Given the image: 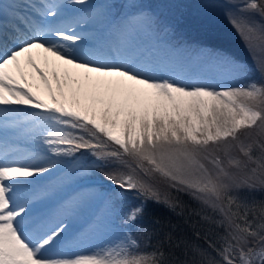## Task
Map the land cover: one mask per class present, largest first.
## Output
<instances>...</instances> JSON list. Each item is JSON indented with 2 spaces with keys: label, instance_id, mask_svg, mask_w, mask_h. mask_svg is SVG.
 <instances>
[{
  "label": "snow or ice",
  "instance_id": "6c2138e0",
  "mask_svg": "<svg viewBox=\"0 0 264 264\" xmlns=\"http://www.w3.org/2000/svg\"><path fill=\"white\" fill-rule=\"evenodd\" d=\"M87 4L0 0V264H264V199L244 195L264 191V0H239L227 12L259 53L262 82L239 85L190 70L203 62L214 78H245L247 67L227 55L141 43L134 26L153 23L143 12L104 35L91 26L104 25L110 8ZM21 141L37 148L26 152ZM94 172L119 191L76 238L118 216L125 229L155 238L151 250L123 231L91 251H55L94 195L71 186ZM130 192L140 203L116 213ZM148 201L191 232L142 224Z\"/></svg>",
  "mask_w": 264,
  "mask_h": 264
},
{
  "label": "rangeland",
  "instance_id": "374dc122",
  "mask_svg": "<svg viewBox=\"0 0 264 264\" xmlns=\"http://www.w3.org/2000/svg\"><path fill=\"white\" fill-rule=\"evenodd\" d=\"M185 1L187 0H88V3L90 4L88 5L87 10H90L92 8H103V9L110 8L108 20L104 25L91 26V27H94L98 31L100 30L103 31L104 35H107L109 24H119L121 21L124 20L125 17L131 16L132 14H138V13L143 12L151 17L153 23L151 27H147L142 24L134 26L135 31L138 33L137 39L141 43L146 44V45L158 43L162 47L164 46L172 47L178 50L179 52H181L182 54L187 53V54H191L195 56L196 51L199 49H203V48L201 46L198 48H194L193 45L196 43L195 40L187 41L184 39L185 34L182 33L183 27L177 28L176 32H178V36L181 37L182 41L185 42L184 45L179 44V43L177 45L171 44L169 41H166L165 37L162 35V33H168L169 27H172L174 25L173 20L172 21L167 20L166 8L163 7L162 4L182 2L180 4V7L185 9V6H186ZM237 1L239 2V0ZM192 6L193 7L186 8L187 14H192V13L197 14V13L202 12L204 13L203 14L204 17H205V13L211 14L212 16L220 14V12L216 10L214 6L212 5L208 6L204 2L196 1L194 2V5L192 4ZM223 9L225 11V14L223 15V17L225 18V20L229 22L228 15H227L228 10L231 9L234 12L236 11V9L234 6L229 5V4H224ZM160 18H162L161 23L163 22V20H166L163 24L162 29H161V26L158 25V21L160 20ZM44 55H45L44 53L37 50L32 53V58L37 63H40L41 66H43L42 57ZM190 70L193 72V74L201 75L204 78L210 79L211 82L216 83V84H237L239 85V84H245L248 81L253 80L248 77V73L245 78H238L235 80H222L219 78H214L213 72L203 62H195V61L190 62ZM72 71H78V70H72ZM85 162H87L85 158H82L81 163H85ZM69 170L70 169L68 168L65 169V171H69ZM91 179H94V178H91ZM91 179L78 180L71 186L72 189H78L82 187L89 188L94 193L92 200L86 207L82 216L71 224V226L80 228V231L78 233L82 231L86 221L95 219L97 216L104 213L106 209L104 208V203L107 198L106 186H108L107 189H109V187L111 186V183L106 181L104 184L95 185V184H91V182H93V180L91 181ZM22 193H23V190H20V194ZM97 201L99 202L97 203ZM120 207L121 205L118 206L119 210L117 211V213H122L126 209V206L125 208H123V206L121 208ZM123 231H128V229H125L120 224L111 223L107 227H102V228H99L91 232L88 238L83 241H80L76 238L78 235L77 233L75 234L74 238L71 239L69 246L64 249V252L69 251V252L74 253L78 250H87V249L88 251H91L93 250V246L91 245L93 241L96 242L97 245L99 244L101 246L117 242L121 238V233Z\"/></svg>",
  "mask_w": 264,
  "mask_h": 264
},
{
  "label": "trees",
  "instance_id": "16d2710c",
  "mask_svg": "<svg viewBox=\"0 0 264 264\" xmlns=\"http://www.w3.org/2000/svg\"><path fill=\"white\" fill-rule=\"evenodd\" d=\"M196 1L204 2L208 6H214L215 9L220 12V14L203 19L202 17L204 16L202 12H200L198 16L188 14L186 15L184 9L180 7V4L182 2L162 4V6L166 8L167 20H173L174 22V25L171 27V29H174L170 31V34H168L169 40H171L172 43H178L182 41L181 37L178 36V32H176V30L177 28L183 27L184 30L182 32L185 33V36L189 37L190 39L197 40L198 43L205 44L208 50L218 51L225 55L241 60L247 67L250 75L256 79V82H262L261 75L256 70V59H254V57L259 56V53L254 50H250L244 39L239 35L232 24L225 20L224 17H222L225 14V11L223 9L224 4L234 6L239 2H237L236 0H187L185 1L186 6H189L190 3L192 4ZM219 16L222 18H220ZM256 19L258 20L259 17H256ZM159 21L161 22V20ZM84 158L87 162H90L88 164L90 166L92 158L87 156H85ZM90 174L93 176L102 177L99 172ZM161 190H165L163 185H161ZM117 191L119 190L115 189L112 185L109 187L107 198L104 203V208H106L108 197L111 196L115 198V193ZM171 195L179 196L182 201L193 208L197 207L196 202L186 194L176 193L174 190H172ZM244 195L248 196L250 199H264V191H254L250 193L246 192L244 193ZM139 203L140 199L134 192L123 193L121 198L116 200L115 211L117 213V211L119 210V205H121V207L123 206V208H125L126 206L125 211H127L129 208ZM146 209V215L142 218L141 221V223L145 226L150 227L152 225V221L160 220L161 222L165 223L171 222L173 224H179L182 229L189 233L191 232V229L184 224L183 219L176 217L165 205L148 201L146 204ZM112 224H120V219L118 218V216L113 217ZM128 231H130L132 235L138 240L142 249L151 250L150 248H148V245L154 244L155 238L149 240L146 236L138 233L135 228L128 229Z\"/></svg>",
  "mask_w": 264,
  "mask_h": 264
},
{
  "label": "bare ground",
  "instance_id": "6f19581e",
  "mask_svg": "<svg viewBox=\"0 0 264 264\" xmlns=\"http://www.w3.org/2000/svg\"><path fill=\"white\" fill-rule=\"evenodd\" d=\"M35 53H36V52H35ZM37 53H38V52H37ZM23 192H25V190H23ZM19 193H20V192H19ZM98 202H99V201H97V203H98ZM97 203H96V204H97ZM76 222H77V221H76ZM72 227H73V226H70L69 229H71Z\"/></svg>",
  "mask_w": 264,
  "mask_h": 264
}]
</instances>
